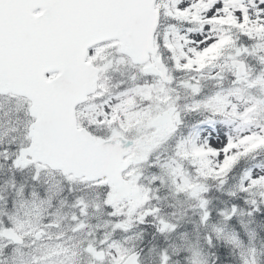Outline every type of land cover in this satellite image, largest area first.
<instances>
[{
	"label": "snow or ice",
	"instance_id": "snow-or-ice-1",
	"mask_svg": "<svg viewBox=\"0 0 264 264\" xmlns=\"http://www.w3.org/2000/svg\"><path fill=\"white\" fill-rule=\"evenodd\" d=\"M0 264H264V0H0Z\"/></svg>",
	"mask_w": 264,
	"mask_h": 264
}]
</instances>
